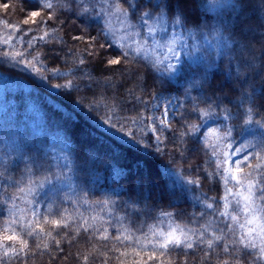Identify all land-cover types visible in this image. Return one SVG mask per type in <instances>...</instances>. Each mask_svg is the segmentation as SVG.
<instances>
[{"label": "trees", "instance_id": "16d2710c", "mask_svg": "<svg viewBox=\"0 0 264 264\" xmlns=\"http://www.w3.org/2000/svg\"><path fill=\"white\" fill-rule=\"evenodd\" d=\"M3 2L16 5L15 9L0 8V35L7 36L6 25L17 24L22 14L18 11L19 0H0V3ZM32 2L34 0H29L30 4ZM173 2L175 3V0ZM180 4L187 10L186 27L173 29L169 24L166 31L157 28L151 36L147 34L146 29L141 35H137L140 29L129 27V23L135 25L137 22L127 21L115 12L93 21V34L98 30L97 26H106V33L102 35H106L107 40L117 50L123 45L125 50L132 52L131 67L138 69L146 81L143 92L136 86V80L129 79L125 84L119 73L113 75L111 81L97 75L89 79L84 73L91 71L87 64L90 57H86L84 66L79 65L75 56L61 57L60 62L53 68L51 62L44 57L43 50L52 47L53 43L60 47L58 41L48 40L45 44L33 39L31 47L21 44L19 39L14 40L11 45L0 41V172L6 167L10 177L9 180L0 175V235H7L5 228L8 227L9 220L8 213L2 211L3 197L5 194L14 195L16 198L8 203V208L15 205V219L19 224L12 225V230L29 243L27 257L22 253L19 258L9 259L0 250V259L4 264H25V261L26 264H61V261L63 264H69L63 254L55 250V241L52 238L43 233L39 236H26V230L20 226L24 221H32L33 211L46 213L49 204L53 205L52 211H59L64 217V222L70 226L65 232L70 230L72 235H75L77 230L80 232L81 242L78 247L81 251H87L89 247L84 243L87 237L84 228L97 236V247L103 243L98 239V235L104 234V229H107L110 237L108 247L116 244L115 251L101 250L106 253L108 264H121V261L133 264L134 260L139 259L131 254L130 243L127 247L125 243L117 244V234L122 238L128 235L135 239L144 237L145 234L150 236L152 230L167 232L171 226L185 232L194 231L195 235L191 237L193 240H199L203 236L204 243L200 247L205 249L208 239L223 235L220 231L222 228L225 231L229 228L232 230L227 235L230 247L233 239L239 240L247 236L249 231L244 226L250 213L245 210L243 200L237 194L240 189L235 188L231 182L229 187L233 188V193L230 194L225 191L222 179L211 175L216 168V157L212 152L215 139L210 137L205 142L202 138L200 144L203 150L197 156L186 154L181 157L171 143L172 132L169 131L163 149L157 153L154 151L156 139L150 127H146V124L150 125L153 97L163 90L159 86L160 80L166 81L168 89L163 95L179 97L181 102L184 101L183 93L193 74L207 71L213 84L223 80L225 86L231 87L233 83L231 78L225 79L228 61L221 62V58L216 56L215 48L205 44L200 38L201 28L198 25L211 26L218 16L232 20L237 14L228 8H212L210 0H180ZM245 4L247 10L244 19L253 26L252 31L245 33V43L249 48L254 45L258 50L264 37V30L259 26L261 12L264 11L261 8L264 0H245ZM61 11H65L70 17L66 21L69 30L73 27V20L75 27H83L80 19L73 17L70 11ZM172 11L177 9L173 7ZM57 27L61 26L57 24ZM189 31L196 33L195 39L189 36ZM203 31L206 32L207 29ZM48 32L52 34V28H49ZM42 34V31H35L33 28L24 36V40ZM17 35L13 32V37ZM58 36L68 40L70 45L74 44L78 54L83 51L84 45L72 42L64 31H60ZM87 39L85 37V40ZM169 41L176 43L174 50L181 57L174 73L168 68L169 63H177L166 47ZM256 54L259 56V51ZM205 55L216 58L218 67L208 69L202 59ZM233 55V76L239 66L245 71L240 79L248 80L258 96L264 93L261 70H245L246 54L239 48ZM56 69L64 75L53 77L52 73ZM72 72L75 75H72ZM149 72L155 77L154 86H148L153 84V80L149 79ZM68 84L73 87H64ZM57 85L61 87L57 88ZM128 89H133L135 95H129ZM137 96L145 101V104H136ZM228 107L235 115L233 105L229 104ZM177 119L175 114L172 120L173 128L179 127L175 122ZM105 120L111 121L117 128H122L124 133H135L134 139L139 140L140 144L109 127ZM210 127L219 128L220 125L209 120L202 132ZM262 132L264 129L253 124L245 135L254 140ZM144 144L150 145L148 150H145ZM89 155L94 157L90 171L83 167L89 163L86 160ZM37 156L45 162V168L48 170L37 172L30 179L26 174V166L31 167V158ZM44 175L49 177L51 183H46L41 192L54 191L57 200H46L41 194V206L28 189L34 188L32 180L40 181ZM189 179L199 182V187L194 192L190 191L193 186L186 184ZM12 182H15V186H8L5 193L4 187ZM138 193L152 206L153 211L150 214L135 213L130 205L124 207V202L136 199ZM205 193L210 197L209 200L195 199ZM225 198L229 206L227 214L221 215L225 212ZM213 201V209H207L205 205ZM253 208L264 215V201L254 199ZM180 209L184 210L183 215H179ZM193 214L195 221L192 219ZM45 227L47 230V226ZM94 229H99V234L95 233ZM52 235L60 239L55 231ZM62 247L68 248L67 238L62 241ZM219 247L223 248V241L219 242ZM121 252H128L129 255L121 257ZM73 254L79 255L76 248H73ZM201 255V252L196 251L185 256L173 250L156 261H150L149 264H161V259L163 264H201ZM103 259V254H94L95 264H101ZM229 259L226 254L222 253L220 256L221 261ZM78 264H82V257ZM212 264H216L215 260Z\"/></svg>", "mask_w": 264, "mask_h": 264}, {"label": "snow or ice", "instance_id": "6c2138e0", "mask_svg": "<svg viewBox=\"0 0 264 264\" xmlns=\"http://www.w3.org/2000/svg\"><path fill=\"white\" fill-rule=\"evenodd\" d=\"M19 5L18 11L22 14L21 19L17 24L6 25L8 27V35L3 39L4 44L11 45L14 40L19 39L21 44L31 47L33 39L45 44L48 40L58 41L61 45L60 47H56L55 43H53L52 47L43 50L44 57L51 62L53 68L60 62L61 57L75 56L79 60L80 66L85 65L86 57H90L91 59L87 60V64L91 67V71L84 73L89 79H93V76L97 75L103 77L106 81H111L112 76L119 73L124 78L125 84L129 79L136 80L138 82L136 86L141 92L145 89L146 81H144V77L138 69L134 70L131 67L133 63L132 52L125 50L123 45H120L117 50L107 40L106 35H102L106 33V26H97L98 30L93 34V21L97 18L103 19L105 16L115 12L127 21L135 20L137 22L135 25L129 23V27L140 29L137 35H141L146 29L147 34L150 36L154 34L157 28L161 31H166L169 24H171L173 29H184L188 23L187 10L180 4V0H175V3L173 0H99V2L98 0H56L55 3L53 0H34L31 4L29 0H19ZM210 6L212 8H228L237 14L232 20L218 16L216 22L211 26L208 24L198 25L201 28L200 38L204 40L205 44L215 48L216 56L221 58V62L223 60L228 61L225 79L231 78L233 81L232 86H225L223 80L213 84L208 78V72L205 71L192 75L190 83L183 93V102L180 101L179 97L171 99L164 97V91L168 90L164 80L159 81V86L163 90L159 95L154 96L153 99H165L166 101L165 112L161 114L162 118L159 121L160 127L167 128L172 132L171 143L181 157L186 154L197 156L203 150L200 144L202 138L205 142L210 137L215 139L216 143L212 146V152L216 157V168L211 175L219 176L223 181L225 191L230 194L233 193V188L229 187V184L234 182V187L240 189L237 194L245 201V210L253 211V219H255L253 201L254 199L264 201V132L254 140L248 139L245 134L253 124L264 129V93H260L258 96L257 91L252 88L248 80L240 79L245 74V71L239 66H237L236 75L233 76L231 65L233 59H235L233 53L239 48L246 54L245 70L255 72L259 68L261 77L264 78V37L261 39V47L258 50L255 49L254 45L249 48L248 44L245 43L247 40L245 33L246 31H252L253 27L244 19L247 10L245 0H224V2L222 0H210ZM173 7L177 11L173 12ZM0 8L5 10L15 9L16 5L3 2L0 3ZM261 8L264 9V5H261ZM62 9L70 11L73 17L80 19L83 27H75V20H73V27L69 30L66 21L70 17L66 15L65 11H61ZM261 17L259 26L264 30V11L261 12ZM57 24L61 27H57ZM33 28L35 31H42L43 34L39 37L33 36L25 41L24 36ZM49 28H52V34L48 32ZM203 29H207V31L205 32ZM60 31H64L66 36H70L72 42L83 44V51L78 54L74 44L70 45L68 40L58 36ZM13 32L18 35L13 37ZM188 34L193 39L196 38V33L189 31ZM85 37L88 39L85 40ZM108 49H112V51ZM257 51H259V56L256 54ZM169 52L172 53L177 62L176 64H168L170 72L174 73L177 70V65L180 64L181 57L171 47H169ZM202 59L208 69L218 67L216 58L205 55ZM47 70L46 68L45 71ZM77 70L80 69L77 68ZM71 74L75 75L74 72ZM52 75L53 77H59L64 74L59 69H56ZM149 79L153 80V84L148 86H154L155 77H152L150 72ZM56 87L59 88L61 86L57 85ZM64 87L71 89L73 85L68 84ZM128 93L129 95H135L133 89H128ZM135 103L145 104V101L137 96ZM229 104L233 105L235 115H233V110L228 107ZM169 106L175 110V114L178 116L175 121L179 124L177 128H173V121L167 119ZM257 116L259 119H255ZM150 119L155 124L156 117L153 115ZM209 120L218 123L220 127H210L202 132ZM104 122L109 127L123 135L129 136L137 144H140L139 140L134 139L135 133H124L122 128L115 127L111 121L105 120ZM150 126L146 124V127ZM152 131L156 133L160 129L152 127ZM160 144L161 138L156 136L154 151L157 153L161 151ZM143 147L148 150L150 145L144 144ZM31 159L32 166H26V174L30 179L35 173L48 170L45 168V162L38 156ZM93 159L92 155H89L86 159L89 163L83 165L85 170H91V161ZM0 175L10 180L6 167L3 172H0ZM31 182L34 188L30 187L28 192L37 198V203H41V206H43L42 201L39 199L41 194L46 200L53 202L57 200V195L54 191L41 192L46 183H51L47 175H44L40 181L32 180ZM186 184L193 186L190 189L193 192L199 187V182L196 179H189ZM8 186H15V182L4 187L5 193H7ZM20 190L23 191V189ZM211 190L209 189V191ZM15 198L14 195L9 196L7 194L3 197L2 211L8 213L9 220L8 227L5 228L7 235H0V250L9 259L12 257L19 258L22 253L27 257L29 251L28 241L12 230V225L19 224V221L15 219V205L13 204L12 208H8V203ZM195 199L207 201L210 197L205 193L202 196L195 197ZM213 203L215 201L207 203L205 207L213 209ZM129 205L135 213L148 215L153 211L152 206L139 193L136 199L124 202L125 208ZM228 206V200L225 198V212H222L221 215L227 214ZM52 208L53 205L49 204L46 213L33 211L32 221H24L20 225L26 230L24 235L31 237L34 234L37 236L41 233L46 234L55 241V250L63 254L69 264H78L81 257L82 264H95L94 254H103L104 259L101 264H108L106 253L101 250L115 251L116 244H113L111 248L108 247L110 237L107 234V229H104V234L98 235V239L103 241V243L97 247L95 243L97 236H94L93 232L84 228V232L87 233L84 243L89 247L87 251H81L78 247L81 242L79 239L80 232L77 230L75 235H72L70 230L65 232L64 230L70 229V226L64 222V217L60 215L59 211L53 212ZM183 214L184 210L180 209L179 215ZM203 215L204 213H202ZM192 219L195 221V214H193ZM233 219H235V216H233ZM45 226H47V230ZM54 231L57 236H60V239H56L52 235ZM99 231V229H94L97 234H99ZM220 231L223 235L208 239L206 249L200 247L204 243L203 236L199 240H193L191 237L195 235L194 231L185 232L183 229L171 228V226L167 232L152 230L150 236L145 234L144 237H136L135 239L128 235L122 238L121 235L117 234L115 241L117 244L125 243L126 247L128 243L132 245L131 254L139 257L138 260L133 261V264H149L150 261H156L173 250L181 252L185 256L199 251L202 253L200 257L201 264H212L213 260H215L216 264H264V224L258 226V231H249L246 237H241L239 240L233 239L231 247L227 241V235L232 230L229 228L225 231L222 228ZM254 231L255 234H253ZM117 232L119 233V230ZM65 238L68 240L67 249L62 247V241ZM220 241H223L222 249L219 247ZM36 246L39 247L38 244ZM73 248H76L79 253L78 256L73 254ZM188 250H192V252ZM222 253L228 255L230 259L221 261L220 256ZM127 255H129L128 252L120 253L121 257ZM0 264H4L2 259H0ZM61 264H63V261H61ZM121 264H125V262L121 261ZM161 264H163L162 259Z\"/></svg>", "mask_w": 264, "mask_h": 264}, {"label": "rangeland", "instance_id": "374dc122", "mask_svg": "<svg viewBox=\"0 0 264 264\" xmlns=\"http://www.w3.org/2000/svg\"><path fill=\"white\" fill-rule=\"evenodd\" d=\"M4 37H6V36H4V34L0 35V38H1L0 41L3 42ZM175 45H176V43L174 41H169V42H167L166 47L169 51V47L174 49ZM164 97L167 99L173 98L172 96H169V95H164ZM165 102H166L165 99H159V100L153 99V104H152L151 110H150V117H152L153 115L156 117L155 124H153L152 120L149 119V121H150L149 124L151 125L150 126L151 133L153 134L155 139H156V136H160V138H161V144H160L161 150L163 149V147L165 145V141L167 138V132H169V130L167 128H161L160 123H159L160 119L162 118L161 114L165 112ZM173 102L175 103V101H173ZM168 113L169 114H168L167 119L173 120V118L175 117V110L171 106L168 107ZM152 127L159 128L160 131L153 133ZM144 173H146L145 170H144ZM242 200H243V198H242ZM243 204H244V208H245V201L244 200H243ZM247 212H249L250 215L245 222V226H244L245 229L248 231H251V230L258 231V226L264 224V215L261 213V211H259V210L257 211L254 208L255 219H253V211L250 210ZM253 234H255V231L253 232Z\"/></svg>", "mask_w": 264, "mask_h": 264}]
</instances>
